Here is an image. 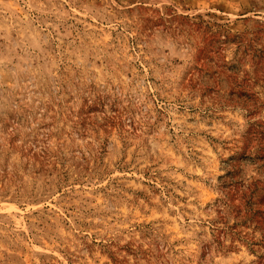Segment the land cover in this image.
Here are the masks:
<instances>
[{"label":"rangeland","instance_id":"1","mask_svg":"<svg viewBox=\"0 0 264 264\" xmlns=\"http://www.w3.org/2000/svg\"><path fill=\"white\" fill-rule=\"evenodd\" d=\"M0 264H264V0H0Z\"/></svg>","mask_w":264,"mask_h":264}]
</instances>
